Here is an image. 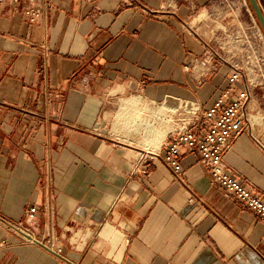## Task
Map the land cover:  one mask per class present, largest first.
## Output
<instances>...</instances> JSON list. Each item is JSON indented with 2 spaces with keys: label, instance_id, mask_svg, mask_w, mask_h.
Masks as SVG:
<instances>
[{
  "label": "crops",
  "instance_id": "obj_1",
  "mask_svg": "<svg viewBox=\"0 0 264 264\" xmlns=\"http://www.w3.org/2000/svg\"><path fill=\"white\" fill-rule=\"evenodd\" d=\"M216 3L0 0V264H264V220L196 151L184 183L155 156L230 85ZM256 103L224 162L264 196Z\"/></svg>",
  "mask_w": 264,
  "mask_h": 264
},
{
  "label": "built area",
  "instance_id": "obj_2",
  "mask_svg": "<svg viewBox=\"0 0 264 264\" xmlns=\"http://www.w3.org/2000/svg\"><path fill=\"white\" fill-rule=\"evenodd\" d=\"M32 1L34 0H30ZM213 54L206 55L203 63L208 64ZM237 82H241L242 87L235 92ZM251 95V87L247 81L240 72L234 70L230 76V85L214 101L204 107L198 128L177 132L166 148L155 156L166 163L175 180L184 183L185 178L180 161L181 151L182 149L196 151L205 160L213 182L231 191L243 207L252 209L264 220V196L255 193L254 187L245 184L228 171L224 162L225 153L234 138L250 128L247 104ZM141 164H145L144 159H141ZM145 172L146 167H143V173ZM35 211V207H29L25 212L26 217L30 219Z\"/></svg>",
  "mask_w": 264,
  "mask_h": 264
},
{
  "label": "rangeland",
  "instance_id": "obj_3",
  "mask_svg": "<svg viewBox=\"0 0 264 264\" xmlns=\"http://www.w3.org/2000/svg\"><path fill=\"white\" fill-rule=\"evenodd\" d=\"M260 1L264 9V0ZM216 4L212 41L216 55L247 81L261 114L264 111V33L260 23L248 0H217ZM145 131L152 135L154 130L148 127Z\"/></svg>",
  "mask_w": 264,
  "mask_h": 264
},
{
  "label": "water",
  "instance_id": "obj_4",
  "mask_svg": "<svg viewBox=\"0 0 264 264\" xmlns=\"http://www.w3.org/2000/svg\"><path fill=\"white\" fill-rule=\"evenodd\" d=\"M264 33V9L260 0H248Z\"/></svg>",
  "mask_w": 264,
  "mask_h": 264
}]
</instances>
